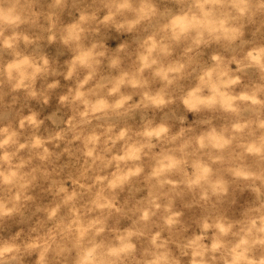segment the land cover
<instances>
[{
	"label": "clouds",
	"instance_id": "obj_1",
	"mask_svg": "<svg viewBox=\"0 0 264 264\" xmlns=\"http://www.w3.org/2000/svg\"><path fill=\"white\" fill-rule=\"evenodd\" d=\"M0 264H264V0H0Z\"/></svg>",
	"mask_w": 264,
	"mask_h": 264
}]
</instances>
